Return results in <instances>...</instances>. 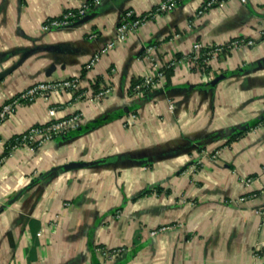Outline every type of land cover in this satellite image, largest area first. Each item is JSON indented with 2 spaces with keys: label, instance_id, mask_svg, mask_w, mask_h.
<instances>
[{
  "label": "crops",
  "instance_id": "obj_1",
  "mask_svg": "<svg viewBox=\"0 0 264 264\" xmlns=\"http://www.w3.org/2000/svg\"><path fill=\"white\" fill-rule=\"evenodd\" d=\"M161 1L0 0V107L41 81L88 87L0 123V264H264V0H181L116 41L126 11ZM196 43L229 50L205 73L175 59ZM166 64L171 86L130 94ZM98 79L110 92L94 100ZM74 115L69 132L6 150Z\"/></svg>",
  "mask_w": 264,
  "mask_h": 264
},
{
  "label": "built area",
  "instance_id": "obj_2",
  "mask_svg": "<svg viewBox=\"0 0 264 264\" xmlns=\"http://www.w3.org/2000/svg\"><path fill=\"white\" fill-rule=\"evenodd\" d=\"M100 0H94V2H99ZM181 0H163L161 1L157 6L156 10L153 12H150L145 15H138L132 10H128L124 13L122 16L121 22L118 27V33H117V42H122L126 39L127 35L135 31L137 28H139L142 24H144L149 16H153L154 14H157L159 12H164L173 9L176 7L178 2ZM242 2H246L247 0H240ZM216 3L215 0H210L206 3V7H210ZM219 4H223V1L217 2ZM88 4L83 5L79 10L69 11L64 15L62 19H55L50 21L46 27H62V26H68L70 23L77 19H81L84 16H86L88 12ZM200 12H203L201 10ZM133 15L136 17L134 19H130ZM246 43L251 44L252 41H247ZM239 44V41L232 42V45L237 46ZM207 46H204L202 43H196L194 45V57L192 60L189 59L190 64L196 65V60L200 57V51L202 48H205ZM220 50L219 47H216L213 51V56L218 53ZM96 58L92 59L87 65L86 68L89 69L93 66ZM144 85L147 86H159L163 84L164 81V72L158 71L155 75L151 72L146 73L144 76ZM141 86H137L139 89ZM81 88L80 81L76 78L74 79H68L63 81H41L38 83H35L28 87L25 91H23L18 96H15L8 101H6L1 107H0V123L11 117L14 112L16 111V108L18 105H20L23 101H34L38 97H46L47 93L49 92H55L59 90H78ZM110 92V86L106 85L102 90L97 92L92 99L94 100H101L106 97V95ZM144 92L138 91V95H142ZM51 114H54V110H51ZM80 122L79 116L74 115L70 118H65L61 120H53L52 122L46 124V125H39L34 126L16 137V143L13 145V148L16 147H38L44 144L47 141H50L62 134H65L69 132L71 129H74L78 127Z\"/></svg>",
  "mask_w": 264,
  "mask_h": 264
},
{
  "label": "trees",
  "instance_id": "obj_3",
  "mask_svg": "<svg viewBox=\"0 0 264 264\" xmlns=\"http://www.w3.org/2000/svg\"><path fill=\"white\" fill-rule=\"evenodd\" d=\"M136 16L133 15L130 19H134ZM216 46H207L205 48H202L201 51H200V57L196 60V69H198L199 71L201 72H208L211 70V61H212V58H213V51L215 50ZM220 50L218 52V55L221 54L222 52H225V51H228L229 48L228 47H219ZM194 57V53H191L190 55L188 56H184V55H181V54H177L176 55V60H182V59H187V60H192V58ZM159 71H162L164 72V82H165V86H171L172 84V78L174 76V73H175V70H174V65L172 64H166V65H163ZM87 72V68H85L83 70V73L85 74ZM100 81L99 79L96 80L94 83L91 84V88L94 90V93L98 92L100 90ZM143 83H144V78L143 77H135L131 80V84H130V87H129V92L131 95L133 94H136L138 93V91H142L144 93H147L149 92L152 87L149 85H144L143 86ZM137 86H141L139 89L137 88ZM88 87L87 88H79L78 90L75 91V95L76 96H83V94L87 91ZM264 118L260 119V120H257V123L258 122H261L263 121ZM63 135V134H62ZM16 143V138H14L13 141L10 142L9 145L6 146V150L7 149H12L13 148V145Z\"/></svg>",
  "mask_w": 264,
  "mask_h": 264
},
{
  "label": "water",
  "instance_id": "obj_4",
  "mask_svg": "<svg viewBox=\"0 0 264 264\" xmlns=\"http://www.w3.org/2000/svg\"><path fill=\"white\" fill-rule=\"evenodd\" d=\"M260 119H261V118H260ZM260 119H258V120H260ZM256 122H257V121L253 122L252 124H254V123H256ZM252 124H251V125H252ZM82 164H84V163L72 162V163L66 165V167L80 166V165H82Z\"/></svg>",
  "mask_w": 264,
  "mask_h": 264
}]
</instances>
